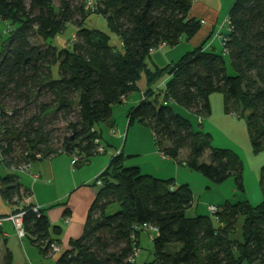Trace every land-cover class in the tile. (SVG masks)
Masks as SVG:
<instances>
[{
    "label": "trees",
    "instance_id": "obj_1",
    "mask_svg": "<svg viewBox=\"0 0 264 264\" xmlns=\"http://www.w3.org/2000/svg\"><path fill=\"white\" fill-rule=\"evenodd\" d=\"M0 0V23L8 35H0V166L19 170L35 161L77 154L86 163L98 155V127L111 119L114 106L139 89L147 75L148 89L131 107L129 124L135 121L152 130L158 149L165 156L213 183L233 176L244 191L243 161L235 151L214 148L209 132L176 112L182 106L200 121L212 114L210 96L224 94L225 113L246 117L252 147L264 150V0H235L226 20V31L218 32L222 53L210 44L211 36L184 54L176 63L152 72L147 60L161 45L178 46L202 28V20L191 16L197 0H99L95 13L85 0ZM102 15L122 41V49L111 44L105 31L85 25L90 15ZM69 24L77 27L70 47L49 43ZM216 35V36H217ZM157 51V50H156ZM226 54L235 70L229 75ZM56 67L55 71L53 68ZM56 75V76H55ZM168 75L164 89L152 84ZM108 153L109 145L106 144ZM186 149L183 161L179 157ZM209 151L208 160L202 158ZM123 154L111 156L107 168L97 176L102 182L91 206L81 237L70 248L53 252V237L46 210L25 204L32 191L24 188L16 174L0 178L3 198L24 212L26 237L44 256L59 254L54 264H132L141 255L140 237L153 243L158 264H264V201L225 203L209 215L189 216L195 195L187 183L144 174L140 167L123 165ZM261 184L264 192V166ZM112 204L119 210L108 214ZM241 219L243 241L233 232ZM159 231H152L150 227ZM60 227H54L59 231ZM0 227V242L5 239ZM173 244L176 251H170ZM61 249V247H60ZM138 249V253H136ZM0 264H13L5 249Z\"/></svg>",
    "mask_w": 264,
    "mask_h": 264
},
{
    "label": "rangeland",
    "instance_id": "obj_2",
    "mask_svg": "<svg viewBox=\"0 0 264 264\" xmlns=\"http://www.w3.org/2000/svg\"><path fill=\"white\" fill-rule=\"evenodd\" d=\"M201 4H197L194 2V6L190 11V15L202 20V28L200 31L190 40L183 41V44H180V49L184 48L185 52L193 50L196 46L201 45L203 41L209 38V35L212 37L209 41L212 46L216 48V52L222 53V48L218 37L216 36L218 32L226 31L228 25L226 24V20L229 17V12L233 7V2L235 0H199ZM196 4V6H195ZM54 5L58 6L59 1L54 0ZM86 26L96 28L101 31H105L111 37V44L115 46L118 50L121 51L122 49V41H120L119 37L112 32V30L108 27L107 20L99 14H93L88 17L85 23ZM214 26V27H212ZM7 30V23L1 22L0 23V35L6 36L8 33ZM77 27L74 24H69L66 29L59 34L54 39H49L48 42L56 45L59 48L70 47L72 45V41L76 34ZM211 33V34H210ZM176 47V46H175ZM161 52L157 50V52ZM225 55V59L227 61L226 67L228 70L229 75H234L235 70H233L231 65V59ZM57 66L53 68L55 71ZM56 76V75H55ZM155 85V84H154ZM163 89V88H162ZM210 105H212V114L209 116L204 117L200 121V118L196 114H192L184 107L175 106L176 112L184 115L185 117L189 118L194 127L198 130L209 132L212 136V146L214 148H225V149H232L235 151L240 159L243 161V182H244V191H240L238 189L237 183L233 176L229 177L226 181L222 183H213L208 177L204 176L202 173L197 171H192L188 166H184L181 164V169L186 168L188 172H192L195 174L188 179L190 182V186L193 190V194L195 195V202L192 208L188 211L189 216H197V215H206L213 218L214 224L218 225V219L215 217L214 213L211 212L209 209V205H213L216 207H222L225 203H238L241 201H248L252 205H258L262 201H264V192H262V184H261V173L262 167L264 166V150L261 153H257L254 151L252 147V140L249 135L248 125L246 123V117L235 115V114H228L225 113V104H224V94L219 91H214V93L210 96ZM121 104H117L114 106V112L112 115V120L114 121V128L110 130V134L113 131L116 132L118 125L122 126L123 134H121L119 139H114L110 137V140L107 144L103 137L102 140L105 144L110 145L106 156L111 157L113 154L115 155L116 151L119 148H123L127 146L126 150L129 148L136 149L139 147L141 151H147L146 141H148L149 137L152 139L154 145H156L155 137L150 130L149 127L140 123L139 121H135L132 124H129L128 119V111H123L120 108ZM119 122H117L115 120ZM116 121V122H115ZM109 126V125H108ZM110 127V126H109ZM111 128V127H110ZM140 128V129H137ZM142 128V129H141ZM137 129V130H136ZM144 129V130H143ZM130 130V131H129ZM117 133V132H116ZM118 134H120L118 132ZM147 134V135H146ZM112 140V141H111ZM188 151L183 149L179 160L183 161L186 158ZM100 155V154H98ZM103 155V156H104ZM209 151L206 152V155L202 158L203 161L209 162L208 160ZM67 157L71 160L72 156L67 154H60L52 158H46L42 160L35 161L33 165H38L42 162L52 160H58L59 158ZM123 165L125 167L128 166H136L137 165H128V162H136L145 158V161H149L146 159V156L141 154L138 156H133L128 158V155L125 154L123 156ZM85 164V163H83ZM76 167L75 169L81 168ZM2 169V168H1ZM191 170V171H190ZM0 173L4 176L8 175L9 173L16 174L23 179H30L27 175L20 172L19 170H5L2 169ZM175 179L176 177L170 178ZM26 183V181H23ZM178 185L181 183L178 182ZM119 210V204H112L108 210V214H113ZM241 219L236 225V229L233 232L232 237L234 239H238L243 241V227H242ZM24 239V238H23ZM141 248L142 252L141 255L136 259V262L132 264H158L154 262L155 253H154V246L152 242H149L147 238L143 235L141 240ZM25 243H29V240L26 238ZM176 246L179 244H173L170 247V251H176ZM4 251L2 247V242H0V254ZM41 254V256L39 255ZM46 257V258H45ZM54 259L52 257L44 256L42 253L38 252V256H31L25 257V259L21 260L20 264H54Z\"/></svg>",
    "mask_w": 264,
    "mask_h": 264
},
{
    "label": "crops",
    "instance_id": "obj_3",
    "mask_svg": "<svg viewBox=\"0 0 264 264\" xmlns=\"http://www.w3.org/2000/svg\"><path fill=\"white\" fill-rule=\"evenodd\" d=\"M196 3L201 4V1L197 0ZM184 40L185 38L182 39L180 44H183ZM179 47L164 45L161 52L156 51L147 60L148 68L152 72H155L157 69H164L168 65L176 63L181 56L189 52H185L184 48L180 49ZM168 78L169 76L165 75L159 78L158 81L154 83L155 85L152 84L154 91L162 88L164 89ZM137 85L139 89L126 96L125 101L120 106L124 112L136 106V104L142 100V97H144V92L147 91L149 87L147 75H143ZM115 120L119 122L117 118H115ZM114 127L115 126H113V128ZM98 129L101 131L102 137L107 144H109L107 141L110 140V137L119 139L121 134H123L120 124L116 130L117 133L115 132L113 136L110 134L111 128L107 124L100 125ZM118 132L120 134H118ZM112 134L114 133L112 132ZM148 137L149 139L146 141L147 151H141L139 147L137 150H131L130 148L126 150L127 146L119 148L120 153L124 156L125 154L128 155V158L143 154L146 156V159L149 160L145 161L144 158L136 162H128V165H137L144 174L153 175L159 179L163 178L169 180L170 178L176 177V186H179L178 182L181 184H190L187 178L195 174L188 172L186 168L181 169V164L179 162L160 152L157 144L154 145L150 136ZM110 160L111 157L106 155H94L91 156L81 168L75 169V167L71 166L70 159L62 157L58 160L52 159L49 160V162L45 161L38 165H32L29 171H20L24 173V175L30 177V179H23L18 176L23 187L32 191L29 202L46 210L53 237L59 239L62 252L70 248L72 240L82 236L89 210L99 192V187L94 185V181L97 176L107 168ZM182 165L185 167L187 166L186 164ZM1 168L8 170L0 166V171H2ZM33 175H39V177L35 180ZM2 177H4V175L0 173V178ZM23 181H26V183ZM14 210L15 207L3 198L0 185V218H7L13 214ZM54 227H60V229H58L59 231L57 232V230H54ZM1 230L3 232L2 238L5 239V242L2 243L4 251L1 252V255L4 254L6 248L9 249L12 253L13 264H20L21 260L25 259V257L29 255L37 257L38 252L41 253L30 239L27 238L29 243H25L26 238L20 239L17 236L15 228L10 221H4ZM143 235L147 238L145 233H142L140 242ZM39 255L41 256V254ZM59 255L60 253L52 254L48 257H52L55 263Z\"/></svg>",
    "mask_w": 264,
    "mask_h": 264
},
{
    "label": "built area",
    "instance_id": "obj_4",
    "mask_svg": "<svg viewBox=\"0 0 264 264\" xmlns=\"http://www.w3.org/2000/svg\"><path fill=\"white\" fill-rule=\"evenodd\" d=\"M85 8L86 10H89L90 12L92 13H95L99 10L100 7H102L101 5V2H99V0H85ZM217 37H219L220 39H223V37H221L220 35H217ZM164 45H161L159 46L156 50H160L163 48ZM156 50L152 49L151 50V54L153 55ZM113 133L115 134V131H113ZM94 143H95V146H96V151L100 154H103L105 152H107V147H106V144L104 143V141L97 137L95 138L94 140ZM121 154L120 153V149H118L115 153V155L113 154L112 156L116 157V155H119ZM72 158H71V166L72 167H75L77 166V164L80 162V157L79 155L77 154H72L71 155ZM31 169V165L29 166H25L21 169V171L23 172H26V171H29ZM39 177V175H33V178L36 180L37 178ZM102 182L98 179H96V185L97 186H101ZM29 199L30 197H27L25 198L24 202L25 204H30L29 202ZM40 209V206H36L34 207V211L35 212H38ZM209 209L212 211V212H216L217 211V207L216 206H213V205H209ZM23 215H24V212H20V213H17V214H11L10 216H8L7 218H0V227L2 226L3 222L4 221H10L14 228H15V231H16V234L17 236L20 238V239H23L26 237V232H25V229H24V225H23ZM150 229L152 231H156L158 232L159 230L156 228V227H150ZM52 251L55 253L57 252H60L61 249L59 247V245L57 243H51L50 245ZM136 253H138V249H136Z\"/></svg>",
    "mask_w": 264,
    "mask_h": 264
},
{
    "label": "water",
    "instance_id": "obj_5",
    "mask_svg": "<svg viewBox=\"0 0 264 264\" xmlns=\"http://www.w3.org/2000/svg\"><path fill=\"white\" fill-rule=\"evenodd\" d=\"M65 151H66V154H67V155H70V151H71V149H70V144H68V145L66 146Z\"/></svg>",
    "mask_w": 264,
    "mask_h": 264
}]
</instances>
